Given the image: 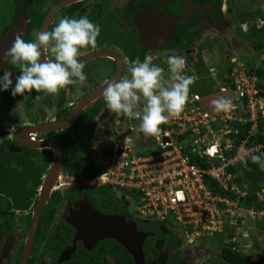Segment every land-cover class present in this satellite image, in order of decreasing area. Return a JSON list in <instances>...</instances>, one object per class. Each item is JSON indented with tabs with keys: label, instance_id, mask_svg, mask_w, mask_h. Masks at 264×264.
I'll use <instances>...</instances> for the list:
<instances>
[{
	"label": "flooded vegetation",
	"instance_id": "af4514ba",
	"mask_svg": "<svg viewBox=\"0 0 264 264\" xmlns=\"http://www.w3.org/2000/svg\"><path fill=\"white\" fill-rule=\"evenodd\" d=\"M60 1L44 0L45 16ZM236 1L78 0L57 12L47 31L57 21L59 13L70 19L87 16L101 29L97 46L82 50L84 55L79 57L80 60L100 51H110L116 58L103 55L82 60L87 80L69 86L67 93L61 90L62 93L53 96L43 92L37 94L33 90L24 99L21 95L14 97L11 94L15 84L7 91L0 89V101H4L0 105V161L17 169L15 178L23 185V195L29 196L27 203L18 206L12 196L0 192V199L8 197L11 203L5 210L0 208V264H21L40 203L39 224L27 264H136L134 256L115 239H101L90 247L77 236L69 219L85 201L103 214L117 215L135 223L144 235V264H215L212 259L223 258L219 242L208 237H193L188 226L172 215L162 218L146 212L139 190L120 186L104 175V158L122 131L133 127L132 140L144 147L160 142L141 132L140 119L117 117L107 108L101 92L70 122L65 125L61 122L75 112L88 93L112 81L118 72V80L130 78L129 65L137 59L143 62L147 55L153 57V64L164 69L163 75L169 84L168 58H185L184 74L195 76L197 83L195 80L193 85L199 87L198 82L205 76L198 70L200 65L213 68V74L217 71L215 66L224 69L230 58L224 52L241 47L239 30L244 24L240 15L256 13L257 8L251 11L242 6L239 9L242 11L236 12ZM40 28L35 31L39 32ZM230 28L236 32L232 39L225 33ZM140 31H157L150 42L159 44L146 43ZM159 31H177V34L161 37ZM45 58L54 60L51 52L45 54ZM233 58L237 59L236 56ZM8 66L6 71L11 72ZM2 73L4 70L0 77ZM142 107L143 104L135 111H142ZM56 143L62 150V166L51 193L42 201L43 184L57 156ZM89 145L92 152L86 153L84 147ZM74 149L82 151V161L88 172L76 167L78 161L71 152L68 153ZM11 220L16 225L13 232L9 231ZM2 228L9 232L2 233Z\"/></svg>",
	"mask_w": 264,
	"mask_h": 264
},
{
	"label": "clouds",
	"instance_id": "9594fccd",
	"mask_svg": "<svg viewBox=\"0 0 264 264\" xmlns=\"http://www.w3.org/2000/svg\"><path fill=\"white\" fill-rule=\"evenodd\" d=\"M242 27L244 30L248 28ZM100 32L101 29L99 25L92 23L87 16H84L79 19L63 17L53 30L34 32L33 36L35 39L31 42H26L20 35H17L11 47L0 57V63L16 65L20 69V75L16 77V84L11 94L14 97L21 95L26 99L27 96L31 95L33 90H35L37 94L43 92L46 95L55 96L59 95L61 90L66 93L69 92V86L78 83L83 84L87 80V76L83 71L84 63L80 62L79 57L84 55L82 50L88 49L89 47L95 48L97 46V38ZM41 48L43 49V54L51 52L54 60L46 59V62L42 61ZM152 61L153 57L147 55L143 62L139 59L132 62L128 67V72L131 74V77H125L110 82L104 89L103 98L107 108L112 113H115L117 117L125 116L129 119H140L141 132L145 136L160 140V142L150 147H144L141 146L143 144L135 143L132 140V137L135 135L134 132H131L133 127H129L126 132L122 131L119 137L128 138L132 148L138 152L148 153L152 150H161V143L164 144L170 141L169 137L162 136L164 130L170 128L174 121L182 116L181 119L186 123L187 127L180 141L184 153L190 157L192 163L204 168L212 166L211 163L214 161H217V163L220 162V157L218 156L220 152L219 147H214V144L210 142L211 139L217 138L221 140L223 146H225L228 141H233L235 144H238L243 139H248L249 145L256 146L257 150L249 155L245 161L240 160L232 165L229 170L233 172L231 170L233 167L237 164H244L251 158V161L264 171V158L259 156H264V139L260 141H252L250 139L251 135L257 134L258 118L261 117L264 121L263 114L259 112L255 114L250 110L254 123L252 127H250L248 137L240 139L241 137H238L240 130L237 129L234 132L238 134V136H227V134L233 132L231 126L232 122L239 121L243 124L248 122L247 118L239 114L238 103L234 102L235 99L240 97L237 88L234 90L230 86L219 83L217 90H215L216 88H211V90H209V87H207L209 84L206 85V83H202V88L199 90L203 89L206 93H201V91L196 90L198 87L195 90H190L196 77L184 74L186 60L178 56H170L167 60L168 68L171 73V83L169 84V81L165 79L163 75L164 69L153 64ZM235 61L236 59L233 58V63ZM243 71L241 65L235 67L232 71L231 77H234L236 85L237 79ZM212 75L216 76V73H212ZM11 77L12 72L4 71L3 76L0 77V89L7 91L12 86L13 81ZM201 81L206 80L202 78ZM230 91H235V98L227 96L228 93L230 95ZM213 95L219 97V99L213 101L215 108L210 106L208 100L206 101L208 106L201 103V100ZM36 98L39 99V95H37ZM141 104H143L142 111H135ZM196 108H198V110L192 113H197L196 120L198 123L189 117L191 115L190 110ZM184 116L189 118H185ZM175 127H178V125L175 124ZM195 127H197L196 130ZM164 138H167L168 141H164ZM202 138H204L205 141L202 140ZM193 143H195V145H193ZM193 147L194 150L192 149ZM211 152H213V154H211ZM232 152L233 151L225 150L226 155H231L233 154ZM199 156L201 160L204 161L203 164L200 162ZM211 160L212 162H209ZM103 168L105 171V162ZM233 173L238 183V175L235 172ZM207 178V183L211 187L213 183L217 182L214 177L207 176ZM241 188L246 192L242 196L238 197L237 194L232 192L229 193L234 195V199L239 200L238 209L243 210L240 204L246 208L242 198L248 194V191L246 187ZM261 191L264 192V187ZM259 199L262 198L259 197ZM246 210L253 211L254 208L247 207ZM242 218L243 215L239 220ZM233 221L234 220L230 218L227 219L221 228L214 230L212 233L202 230L199 232V230H196L198 228H194L192 225L187 226L193 237L207 238L215 235L217 232H225L228 222H231L232 226ZM239 223L233 225L235 232L231 238L233 241H231L230 244H233L234 248H236L233 243H236L235 235H239V227L241 229ZM236 249L241 250L238 248Z\"/></svg>",
	"mask_w": 264,
	"mask_h": 264
},
{
	"label": "built area",
	"instance_id": "2783aa9c",
	"mask_svg": "<svg viewBox=\"0 0 264 264\" xmlns=\"http://www.w3.org/2000/svg\"><path fill=\"white\" fill-rule=\"evenodd\" d=\"M237 91L240 96L249 97L253 113L262 109L264 115V96L256 98L260 90L244 73L237 79ZM197 110L198 108L190 110L189 117L198 123L197 113H192ZM181 118L182 116L177 118L170 128L164 130L162 136L169 137L170 141L161 143V150L138 152L132 148L128 138L119 137L105 158L104 175L120 186L139 190L146 212L162 218L172 215L183 224L198 228L196 230L199 232L202 230L212 233L221 228L227 219L234 220L236 211L233 206L236 210L239 208V200L231 198L225 191L237 194L238 197L246 193L229 168L240 160L245 161L257 147L249 145L248 139H243L238 144L228 141L225 146L221 140L211 139L214 147H219L220 162L211 160L209 162H212V166L202 168L192 163L183 151L180 140L187 125ZM202 140L205 141L204 138ZM225 150L233 151V154L226 155ZM207 176L216 178L218 189L208 185Z\"/></svg>",
	"mask_w": 264,
	"mask_h": 264
},
{
	"label": "trees",
	"instance_id": "16d2710c",
	"mask_svg": "<svg viewBox=\"0 0 264 264\" xmlns=\"http://www.w3.org/2000/svg\"><path fill=\"white\" fill-rule=\"evenodd\" d=\"M27 0H13L14 2V9L12 11V19L9 24L5 25L3 27V30L0 31L1 33H5L7 30L11 29L17 22L19 15L21 13V10ZM44 4V0H31L29 5L26 8L25 12V19L27 22V27L25 32H28V34L25 36L23 35L22 38L26 42H31L35 39L33 36L35 29L39 28L42 24V21L44 19L45 13L43 11L42 5ZM12 7V4L10 5ZM250 12V13H242L240 15V20L242 24H248L249 28L247 30H244L242 26H240V40L247 43L248 46L245 44H241V47L238 49L237 56L238 58L236 61L241 62L244 64L243 70L244 75L249 79L251 83H255L256 87L260 90L258 94H256V98L260 99L264 96V57L262 58V55L264 54V6H261L257 11ZM65 14L59 13L57 21L51 26L50 31L55 28V26L58 24L59 20L64 17ZM240 50V51H239ZM250 50H253L255 53L254 56L251 55L249 52ZM242 54H247L250 57L245 58L244 56H241ZM261 56V61H258V58ZM258 57V58H256ZM232 57L229 58V61L226 62L224 69L220 70L219 68H216V76L212 75L213 68H207L205 65H200L198 70H201L203 74H205L204 78L205 80L209 81V90L211 88H216L219 85V83L227 85L232 87L234 90L237 88L236 82L234 77H231L232 71L235 69L234 63L231 61ZM8 70H11L12 72V81L13 84H16V77L20 75V69L16 65L8 64ZM4 73H2L3 76ZM216 78V79H215ZM219 80V81H218ZM63 91V90H62ZM61 91V93H62ZM206 93V92H204ZM219 99L216 95L210 96L208 98H205L204 100H201V103L205 106H208V103L212 108H215L213 101ZM208 100V103L206 102ZM29 103V100L26 101ZM31 102V100H30ZM234 102L238 103L239 108V114L243 116L244 118L248 119V122L246 124H243L239 121H234L231 123V126L233 128V132L230 134H227V136H238L234 131L240 130L239 136L240 139L244 137L249 136V130L250 127H252L254 121L251 117L250 112V105H249V97L248 96H240L238 99H235ZM259 113L262 114V109H259ZM250 139L252 141H260L264 139V121L263 118H258V129L256 135H251ZM86 153L92 152V147L89 145V147H84V150ZM72 153V157L75 158L78 162L76 163L77 168H81L82 172H88L89 169H85L84 167V160L82 151L80 149H74L69 150L68 153ZM262 158L264 156L259 155ZM71 157V158H72ZM200 162L203 164L204 161L201 160L199 156ZM69 167V166H68ZM233 172H235L238 177L237 181L241 187H246L248 190V194L242 198L243 203L246 207H253V208H264V200L259 199L257 194L263 189L264 187V171L260 169V167L257 164H254L251 161V158L246 161V163L237 164L235 167L231 169ZM17 169L16 168H9L6 165H3L0 161V192L6 193L8 196H11L14 198L15 204H24L27 203L26 200L29 199V196H24V190L21 191V187L23 186L20 181H17L15 178V174ZM212 187L217 188L216 182L212 184ZM222 189V188H220ZM230 197H234L232 193H229L228 191H225ZM24 200V201H23ZM8 206H11V203L9 201L8 197H2L0 199V208L2 210H5L8 208ZM19 206V205H18ZM12 223V229H10V232H13L15 228V221L11 220ZM9 231L6 230V228H2V233ZM27 230L23 233L26 234ZM225 232H228L227 236L229 238L233 237V234L235 232V228H227ZM223 234L224 232L220 233ZM258 241H256L257 246ZM255 246V247H256ZM222 252H223V258L222 260L229 263V264H247L249 262V256L241 251L237 250L233 247V244H226L222 245Z\"/></svg>",
	"mask_w": 264,
	"mask_h": 264
},
{
	"label": "water",
	"instance_id": "95a60500",
	"mask_svg": "<svg viewBox=\"0 0 264 264\" xmlns=\"http://www.w3.org/2000/svg\"><path fill=\"white\" fill-rule=\"evenodd\" d=\"M30 1L31 0H27L25 2L16 24L11 29L5 32L7 33L10 30L14 32V33L12 32L13 34L10 37L11 40L16 38L15 35H20L22 37L23 36L22 30L24 31L26 30L27 22L25 19V12ZM75 1L78 0H61L60 2L55 4L53 8L45 16V19L43 20L39 32L47 31L50 23L52 22V19L57 14V12L60 9H62L64 6ZM140 32L146 43L150 45L159 44L158 42H150V38H152L157 31H140ZM159 32H160L159 36L161 35V37L167 35L174 36L175 34H177V31H159ZM41 52H42V61L46 62L45 54H43L42 48H41ZM103 55L113 56L114 58H116L115 54L111 53L110 51H100L81 58L80 62ZM118 74L115 75L112 81L118 80L119 78ZM110 82L88 93L76 106L75 112L70 114L65 121L61 122L62 125H65L66 123L70 122V120L79 113L78 111L83 109L85 105L91 103V101L95 97H97L98 94L104 92V89L108 86ZM164 141H168V139L164 138ZM54 147L56 148L57 156L51 166L47 179L43 184L42 201H45L46 197L51 193L54 180L57 178V175L62 166V161H63L62 150L57 143L54 144ZM41 206L42 204L40 203L34 215L32 226L30 228V233L27 240V245L23 253V257L21 259V264H27L28 259L30 257L33 241L36 236V232L39 224V213ZM69 220L70 223L76 228L78 234L77 236L79 238H82L84 242L90 247L94 246L101 239L112 238L118 241L119 243H121V245H123L134 256L136 264H144V258H143L144 235L138 231L134 222L127 221L125 218L119 217L117 215L103 214L97 211L95 208H93L87 201H85L79 207V209L72 214Z\"/></svg>",
	"mask_w": 264,
	"mask_h": 264
},
{
	"label": "rangeland",
	"instance_id": "374dc122",
	"mask_svg": "<svg viewBox=\"0 0 264 264\" xmlns=\"http://www.w3.org/2000/svg\"><path fill=\"white\" fill-rule=\"evenodd\" d=\"M11 2V3H9ZM240 2V3H239ZM12 4V7L10 6ZM14 2L12 0H0V31L3 30V27L7 24L10 23L11 19H12V11L14 9ZM244 8V10H247L245 8H248V10L252 11V8L256 9V11L261 7L264 6V0H237L236 1V12L237 11H242L239 10L240 8ZM244 27H248V25H243ZM23 35H24V30H22ZM13 31L10 30L7 33H1L0 32V57H2L4 55V53L7 52V50L11 47L12 42L14 41V39H10L11 35L14 33H12ZM228 36V38H233L236 37V32L233 29H227V31L225 32ZM17 36V35H15ZM224 39H226V37H224ZM197 41V40H196ZM239 43L240 44H245L246 46H248L247 43L243 42L242 40H240L239 38ZM233 48H238V47H233ZM240 51V50H239ZM251 53L252 56H254V52L253 50L249 51ZM238 50H234V51H225L224 55H227L228 57H234L237 56ZM217 55V54H216ZM241 56H244L245 58L250 57L247 54H242ZM264 57V54L262 55V58ZM258 58V57H256ZM233 60V59H232ZM213 60H211L212 63ZM229 61V58H227V62ZM258 61H261V56L258 58ZM213 66H215L216 64H212ZM241 65L242 67H244V64H242L241 62L235 61L234 62V66L237 67ZM8 66V64L6 63H0V75H1V71H6V67ZM214 68H219L217 66H215ZM84 72L87 74V71L84 70ZM245 73V72H242ZM219 81V80H218ZM202 83H206V85L209 84V81H200L198 82V84L200 85L197 88V84L191 86V90H199L200 88H202ZM228 97H236L235 91H230V95L229 93L227 94ZM4 103V101H0V105H2ZM4 106V105H3ZM2 107V106H1ZM3 109V107H2ZM247 189V188H246ZM242 191H244L242 189ZM248 191V190H247ZM258 198H262V200H264V192L260 191L257 194ZM240 207H243V210L237 209L233 206V210L237 211L236 213L239 215L234 218L233 224L231 226V222H228L227 224V228H231L233 227V225H236L235 223H239V226H241V229L239 227L240 233L239 235H235V240L236 243H234V246L238 249H241V251L245 252L248 256H249V262L247 264H264V208H254L253 211H249L246 210V208L244 206H242L240 204ZM255 213V214H254ZM243 215V218L241 220H239L241 218V216ZM243 221V222H241ZM235 222V223H234ZM228 232H224V236L223 234H220V232L215 233V235L213 236H209V238H211V240L215 243H217L219 241V246L221 245H226V244H230L231 241H233V239L229 238L227 236ZM231 239V240H230ZM256 241H258L257 246H256ZM217 244V245H218ZM256 246V247H255ZM216 259V258H215ZM212 259L213 262L215 264H229L225 261H223L222 259H218L215 260Z\"/></svg>",
	"mask_w": 264,
	"mask_h": 264
}]
</instances>
